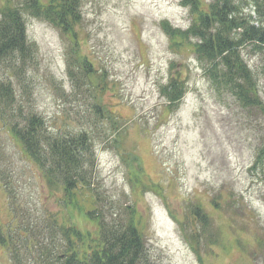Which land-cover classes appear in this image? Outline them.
Wrapping results in <instances>:
<instances>
[{
	"label": "rangeland",
	"instance_id": "rangeland-1",
	"mask_svg": "<svg viewBox=\"0 0 264 264\" xmlns=\"http://www.w3.org/2000/svg\"><path fill=\"white\" fill-rule=\"evenodd\" d=\"M236 1L254 21L247 0ZM7 5L0 0V9ZM80 13L74 32L79 56L91 64L87 77L78 68L77 82L69 79L68 40L32 17L26 34L34 56L21 73H2L16 94L15 117L34 112L49 134L88 132L92 195L82 191L75 208L66 206L0 120L3 231L13 227L15 236L52 217L95 233L84 212L96 203L107 221L134 212L150 264H264V175L249 169L264 147V117L216 91L190 47L172 44L161 24L186 30L188 9L181 0H81ZM242 53L264 102V53ZM174 74L185 94L168 109L160 87ZM0 264H11L1 245Z\"/></svg>",
	"mask_w": 264,
	"mask_h": 264
},
{
	"label": "trees",
	"instance_id": "trees-1",
	"mask_svg": "<svg viewBox=\"0 0 264 264\" xmlns=\"http://www.w3.org/2000/svg\"><path fill=\"white\" fill-rule=\"evenodd\" d=\"M247 4L254 10V21L239 11L236 0H211L206 4L202 0H181L191 16L189 27L172 28L167 22L161 26L174 46L190 47L216 91H225L240 107L256 110L264 117V102L242 53L246 48L264 53V0H247ZM80 5L81 0H8V5L0 9V120L46 184L58 187L66 206L74 208L77 194H91L95 162L91 137L86 131L49 134L34 112L25 115L19 110V117H15L11 107L17 102L16 94L2 72L21 73L34 56L35 45L26 34V20L32 17L50 23L68 40L69 79L77 82L78 68L87 77L91 64L79 56L74 32L81 20ZM262 67L264 70V62ZM160 94L168 109L175 108L185 94V84L178 74L171 75L160 87ZM249 169L264 175V147ZM6 187L5 192H10ZM93 207L84 212V217L95 227V233H83L64 219L60 222L50 217L44 225L23 227L24 233L14 230L15 236L10 234L13 227L7 226L4 232L0 226V245L11 264H150L134 212L125 220L107 221L96 203ZM193 212L202 226L209 223L199 207Z\"/></svg>",
	"mask_w": 264,
	"mask_h": 264
}]
</instances>
